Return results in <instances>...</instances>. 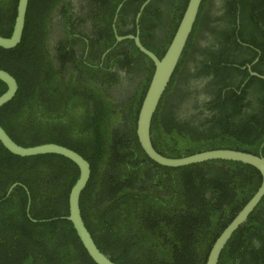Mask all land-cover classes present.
Returning a JSON list of instances; mask_svg holds the SVG:
<instances>
[{
  "label": "trees",
  "instance_id": "1",
  "mask_svg": "<svg viewBox=\"0 0 264 264\" xmlns=\"http://www.w3.org/2000/svg\"><path fill=\"white\" fill-rule=\"evenodd\" d=\"M143 1L136 0L138 6ZM17 2L0 0V36L11 35ZM187 2L180 0L182 8L175 6L171 13L172 36ZM33 3L29 0L20 44L0 48V69L18 85L14 98L0 108V125L18 145L54 143L88 161L91 174L79 200L81 216L96 246L111 261L205 264L221 231L259 187V172L220 160L178 168L150 160L135 134L152 71L126 101L106 98L101 93L105 91L94 85L95 75L102 70L97 67L89 69L91 77L86 72L92 81L70 94L65 85H55L51 71L41 76L44 70L35 55V33L29 34L35 24ZM223 35L225 39L233 36V30ZM130 43L129 53L140 55L151 66V60ZM141 44L160 58L164 54L142 40ZM5 90L0 81V95ZM214 95L220 102L212 106L216 113L204 131L175 122L172 107L165 111L159 106L151 124L154 148L173 158L218 148L264 157V112L253 114L254 124L234 125L229 120L230 107L236 105L233 94L224 105L218 93ZM77 179L78 168L68 159L58 155L23 158L0 144V264H95L65 219L68 195ZM14 184L20 185L7 193ZM263 203L264 198L233 233L218 264H264Z\"/></svg>",
  "mask_w": 264,
  "mask_h": 264
},
{
  "label": "flooded vegetation",
  "instance_id": "2",
  "mask_svg": "<svg viewBox=\"0 0 264 264\" xmlns=\"http://www.w3.org/2000/svg\"><path fill=\"white\" fill-rule=\"evenodd\" d=\"M175 6L183 4L180 0H144L139 6L136 0H34L35 24L28 33H35V55L44 70L41 76L51 71L55 85H65L71 94L92 81L87 78V73L93 74L89 69L101 68L94 85L105 91L101 93L106 98L126 101L150 70L153 74L154 65L129 53L131 39L118 38L137 36L159 54L165 53L173 37ZM227 30H233V36L225 39ZM214 93L223 105L233 94L236 105L230 107L229 120L234 125L254 124L253 114L264 112V0H201L158 107L165 111L172 107L175 122L204 131L216 113L212 106L220 102Z\"/></svg>",
  "mask_w": 264,
  "mask_h": 264
},
{
  "label": "water",
  "instance_id": "3",
  "mask_svg": "<svg viewBox=\"0 0 264 264\" xmlns=\"http://www.w3.org/2000/svg\"><path fill=\"white\" fill-rule=\"evenodd\" d=\"M28 3L29 0H18L12 33L7 38L0 36V48L9 50L20 44L26 22ZM200 3L201 0H188L175 33L161 58H158L155 54L147 50L141 44L137 36L119 37L118 40L121 41L124 39H131L138 51L148 57L154 65L152 78L138 111L135 134L141 149L150 160L158 165L169 168L185 167L192 164L214 160L237 162L254 168L260 174L261 182L256 192L245 203V205L231 220V222L221 231L207 253L208 255L205 264H218L221 255L220 253L223 251L233 233L239 227H241L246 222V220H248L249 216L264 197V157L261 155V153L255 155L229 148L211 149L178 158L167 157L160 154L154 148L150 135L154 114L165 92L168 81L186 46L187 40L196 20ZM0 81L6 85L5 92L0 95L1 108L14 98L18 90V85L16 79L11 74L2 69H0ZM0 144L8 152L15 156L25 158L39 155H58L68 159L76 165L78 168V179L70 189L68 195V216L65 219L72 224L82 247L95 264H116L111 261L108 256L103 254L96 246L81 216L79 200L91 174L90 164L88 161L77 152L65 146L54 143H45L30 147L18 145L13 141V139L8 135L1 125ZM17 185L20 184H14L10 188V191ZM26 193L28 198V212L30 206V195L28 191Z\"/></svg>",
  "mask_w": 264,
  "mask_h": 264
},
{
  "label": "clouds",
  "instance_id": "4",
  "mask_svg": "<svg viewBox=\"0 0 264 264\" xmlns=\"http://www.w3.org/2000/svg\"><path fill=\"white\" fill-rule=\"evenodd\" d=\"M235 216H236V215H235ZM230 222H231V221H230ZM230 222H229V223H230ZM229 223H228V224H229Z\"/></svg>",
  "mask_w": 264,
  "mask_h": 264
}]
</instances>
